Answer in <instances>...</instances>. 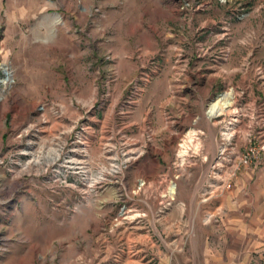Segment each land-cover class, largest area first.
Listing matches in <instances>:
<instances>
[{"label":"rangeland","instance_id":"374dc122","mask_svg":"<svg viewBox=\"0 0 264 264\" xmlns=\"http://www.w3.org/2000/svg\"><path fill=\"white\" fill-rule=\"evenodd\" d=\"M254 168L264 0H0V264H204Z\"/></svg>","mask_w":264,"mask_h":264},{"label":"crops","instance_id":"0c3cea01","mask_svg":"<svg viewBox=\"0 0 264 264\" xmlns=\"http://www.w3.org/2000/svg\"><path fill=\"white\" fill-rule=\"evenodd\" d=\"M189 123H177L178 128L172 132L175 139L186 130L183 127H191L192 121ZM223 196L219 214H213V221L208 220V233L201 248L196 249L197 257L204 264H254L264 255V171L254 168L239 173L233 188L224 191Z\"/></svg>","mask_w":264,"mask_h":264},{"label":"bare ground","instance_id":"6f19581e","mask_svg":"<svg viewBox=\"0 0 264 264\" xmlns=\"http://www.w3.org/2000/svg\"><path fill=\"white\" fill-rule=\"evenodd\" d=\"M6 69V68H5ZM216 107H217V105L215 104V105H213V107H212V112H214V110L216 109ZM211 112V113H212Z\"/></svg>","mask_w":264,"mask_h":264}]
</instances>
